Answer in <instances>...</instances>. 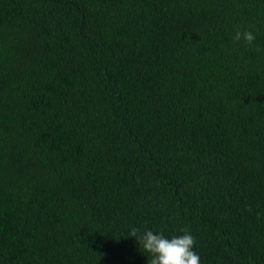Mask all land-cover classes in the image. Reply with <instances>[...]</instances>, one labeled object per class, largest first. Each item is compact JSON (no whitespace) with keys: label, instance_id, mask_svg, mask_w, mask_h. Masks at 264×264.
Segmentation results:
<instances>
[{"label":"trees","instance_id":"16d2710c","mask_svg":"<svg viewBox=\"0 0 264 264\" xmlns=\"http://www.w3.org/2000/svg\"><path fill=\"white\" fill-rule=\"evenodd\" d=\"M132 226L264 264V0H0V264H147Z\"/></svg>","mask_w":264,"mask_h":264},{"label":"clouds","instance_id":"9594fccd","mask_svg":"<svg viewBox=\"0 0 264 264\" xmlns=\"http://www.w3.org/2000/svg\"><path fill=\"white\" fill-rule=\"evenodd\" d=\"M255 39L248 29L236 28L233 34L234 41L243 40L246 44H252ZM127 237L135 238L138 251L147 257V264H201L194 248L195 237L187 228H182L178 235L168 236L161 230L132 226Z\"/></svg>","mask_w":264,"mask_h":264}]
</instances>
